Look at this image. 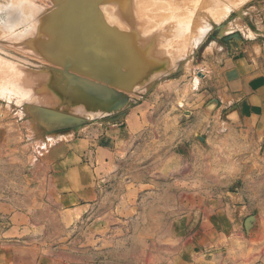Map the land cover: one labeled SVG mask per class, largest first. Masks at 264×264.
<instances>
[{
	"label": "rangeland",
	"instance_id": "obj_1",
	"mask_svg": "<svg viewBox=\"0 0 264 264\" xmlns=\"http://www.w3.org/2000/svg\"><path fill=\"white\" fill-rule=\"evenodd\" d=\"M54 1L0 0V123L7 136L3 157L25 156L36 163L39 153L69 136L101 137L108 127L121 145L115 149L95 208L78 220L40 211L36 218L41 228L34 244L71 264H141L138 261L145 257L166 255L155 235L159 237L166 222L182 212L188 193L197 196L202 189L228 199L232 216L241 225L235 259L260 264L263 146L241 134L240 124L229 123L226 113H202L209 99L205 100L207 86L202 81L204 49L210 43L227 46L223 38L231 32L230 22L260 0H106L99 7L105 23L129 37L128 51L142 58V67L149 64L155 70L135 92L118 89L130 102L104 117L103 112L86 111L69 100L59 75L63 68L45 59L39 44L50 39L44 49L49 47L51 56L60 61L73 57L77 42H69L72 45L65 50L55 48L57 29L63 34L84 23L85 35L94 31V1L56 0L60 7L50 21V38L42 22L55 10ZM17 5L24 18L8 26L7 10ZM80 11L81 16L76 14ZM97 51L113 64L104 46L98 43ZM196 76L199 81L194 85ZM76 117L84 120L76 122ZM117 130L120 135L114 133ZM135 205L142 213L136 215ZM168 207L175 211L167 212ZM248 217L254 220L247 234Z\"/></svg>",
	"mask_w": 264,
	"mask_h": 264
},
{
	"label": "crops",
	"instance_id": "obj_2",
	"mask_svg": "<svg viewBox=\"0 0 264 264\" xmlns=\"http://www.w3.org/2000/svg\"><path fill=\"white\" fill-rule=\"evenodd\" d=\"M230 30L228 35L238 34L240 42L210 43L202 54L205 100L209 98L202 113H226L229 123H239L241 134L264 149V0L234 18ZM110 128L101 137L73 134L39 153L32 163L30 157H3L7 136L0 123V264H71L34 244L41 228L36 215L49 210L60 218L78 220L95 208L115 149L121 145ZM187 197L182 212L154 237L164 245L166 255L145 257L138 263L241 264L235 259L238 254L232 255L238 251L241 225L233 218L228 199L202 189L197 196L188 193ZM168 208L167 212L175 211ZM133 209L136 215L142 213L140 206Z\"/></svg>",
	"mask_w": 264,
	"mask_h": 264
},
{
	"label": "water",
	"instance_id": "obj_3",
	"mask_svg": "<svg viewBox=\"0 0 264 264\" xmlns=\"http://www.w3.org/2000/svg\"><path fill=\"white\" fill-rule=\"evenodd\" d=\"M93 1L92 12L94 13V23H96V27L93 29L94 31H91L90 33L95 34V37H100V40H98L99 44L107 45V43L110 42L115 44L117 49L121 47L128 51L130 46L128 44H130V42L127 40L129 37L107 25L99 11L101 5L107 4L106 0ZM54 4L56 6L55 10L52 13L45 15L42 22V27L44 26V30L48 32L47 34L50 38L52 35V30L49 26L50 21L53 20V15L55 14L54 12L56 9L60 7V3H57L56 0L54 1ZM223 41L227 45H230L233 42L238 43L240 42V36L238 34H232L223 38ZM50 42L49 39V43H39L41 45L40 48L42 49L40 51L45 59L53 60L56 65L63 68L62 71L58 72L59 75H61V78L65 80L67 89L65 90L66 96L72 101V103L79 107H83L86 111L103 112L101 113L103 114L101 117L110 116L113 113L123 110L130 102L129 97L123 93L135 92V89L141 86L155 70V68L149 64L146 67H142V58L136 59L135 57H131L128 52L124 62H121L118 66L110 64L109 60L107 61L103 58H98L100 60L86 59L85 63H81L69 56L60 61L56 59L55 56H51L52 53L50 52L49 47L44 49V46L50 44ZM88 78H91V80ZM118 89L124 92L122 93ZM74 120L76 122H81L84 120V117H76ZM253 220L254 217H248L244 221V228L247 234L252 227Z\"/></svg>",
	"mask_w": 264,
	"mask_h": 264
},
{
	"label": "bare ground",
	"instance_id": "obj_4",
	"mask_svg": "<svg viewBox=\"0 0 264 264\" xmlns=\"http://www.w3.org/2000/svg\"><path fill=\"white\" fill-rule=\"evenodd\" d=\"M18 1H21V0H18ZM80 1V0H79ZM83 1V0H82ZM81 1V2H82ZM87 2H88V0H86ZM80 2V3H81ZM19 3V2H18ZM74 3H76V2H74ZM79 3V4H80ZM83 3V2H82ZM84 3H85V0H84ZM88 4V3H87ZM81 5V4H80ZM72 6H73V8H76L77 7V5L76 4H72ZM89 6L91 7L92 6V4H89ZM20 8L21 7H19L18 5L16 6V7H12V8H8V10H7V20H6V22H5V24L6 25H8V26H13V25H16V23H18V21L19 22H21L20 20L21 19H23L24 17L23 16H21V10H20ZM24 8V7H23ZM76 14L77 15H79V16H81L83 13L80 11V12H76ZM35 16V15H34ZM23 17V18H22ZM76 19H74L73 21H72V23L74 24V23H76V21H75ZM24 22H25V20H23ZM96 24V23H95ZM94 24V25H95ZM75 25V24H74ZM73 25V26H74ZM33 26V25H32ZM31 26V27H32ZM34 26H35V24H34ZM33 26V27H34ZM79 27H76V26H74V27H72V28H70V31H66V32H64L63 34H61L62 33V31H61V29H57L58 30V32H59V34H60V36H59V41L55 44L56 45V49H58V50H65V49H67V46H70V45H72V44H70L69 42H77V44H75L74 46H75V48H74V50H73V53H72V55L71 56H73V57H71V58H76V61L77 62H81V63H85L86 62V59H90V57H92V56H94V57H96L95 59H98V58H103L104 59V55L103 54H101V53H99L98 51H97V45H98V43H99V41H98V39H97V37L95 38V37H93V35L90 33V34H87V35H85L84 34V30H85V28H86V24H79L78 25ZM29 29H31V28H29ZM37 29V28H36ZM32 30V29H31ZM30 30V31H31ZM34 30V29H33ZM35 31V30H34ZM205 31H207V30H205ZM25 32H27V31H25ZM22 33L23 35H25L26 33ZM29 32V31H28ZM32 32V31H31ZM31 32H29V33H31ZM36 32H38V31H36ZM35 32V33H36ZM34 33V32H33ZM72 33V34H71ZM21 34V35H22ZM32 34V33H31ZM203 34H204V32H203ZM202 34V35H203ZM14 35V34H13ZM19 35V34H18ZM18 35L16 36V35H14V36H16V38L18 37ZM20 35V36H21ZM69 35H70V37H69ZM12 37V36H11ZM92 37V38H91ZM203 37V36H202ZM102 46H104V49L107 51L108 50V52H109V56H108V58L110 59V60H112V62H113V64L116 66L118 63H121V62H124V60L126 59V55H127V52L129 53V51H127V50H123L121 47H119V49H117L116 48V46H115V44H113V43H110V42H108L107 43V45L105 44H101ZM129 55H130V53H129ZM131 56V55H130ZM132 57V56H131ZM98 60H100V59H98ZM111 62V63H112ZM198 81H199V76L197 77H195V79H194V85H196L197 83H198ZM192 86H193V84H192ZM91 116H93V115H91ZM90 116V117H91ZM64 124H67V123H64Z\"/></svg>",
	"mask_w": 264,
	"mask_h": 264
}]
</instances>
